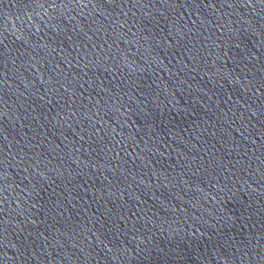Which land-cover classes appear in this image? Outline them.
<instances>
[{
  "label": "water",
  "instance_id": "obj_1",
  "mask_svg": "<svg viewBox=\"0 0 264 264\" xmlns=\"http://www.w3.org/2000/svg\"><path fill=\"white\" fill-rule=\"evenodd\" d=\"M0 264H264V0H0Z\"/></svg>",
  "mask_w": 264,
  "mask_h": 264
}]
</instances>
